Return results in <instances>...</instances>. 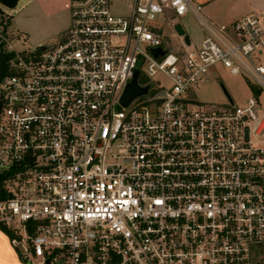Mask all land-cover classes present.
Instances as JSON below:
<instances>
[{
    "label": "built area",
    "instance_id": "2783aa9c",
    "mask_svg": "<svg viewBox=\"0 0 264 264\" xmlns=\"http://www.w3.org/2000/svg\"><path fill=\"white\" fill-rule=\"evenodd\" d=\"M60 41L0 24V226L29 264H257L264 257V14L214 24L191 0H69ZM190 14L198 45H163ZM2 19L0 11V20ZM167 50L155 58L152 50ZM160 75L168 84L139 81ZM221 66L242 105L195 98ZM146 95L121 98L135 71ZM203 107L204 109H202ZM37 261V262H34Z\"/></svg>",
    "mask_w": 264,
    "mask_h": 264
},
{
    "label": "rangeland",
    "instance_id": "374dc122",
    "mask_svg": "<svg viewBox=\"0 0 264 264\" xmlns=\"http://www.w3.org/2000/svg\"><path fill=\"white\" fill-rule=\"evenodd\" d=\"M69 0H19L14 9H7L0 5L3 29L8 34L21 33L28 38L23 47L33 49L40 45H51L62 38L63 29L68 24V11L65 4ZM131 0H111L115 13L124 12L125 5ZM163 45L170 48H177L181 45L182 39L179 38L174 30V26L179 24L194 41L195 37L201 34V28L195 19L187 14L181 18L174 19L171 23L164 24L162 20ZM139 81H148L153 87L168 84L167 80L160 75L147 78L145 67H141ZM223 85L233 100L235 105H242L250 96L246 81L240 76H232L221 66L214 68V77L205 84H202L195 94L196 100L203 105L224 104L226 98L220 85ZM260 102L264 105V93L260 95ZM264 107V106H263ZM204 109L203 107H201ZM37 262V261H34ZM29 264V263H27ZM58 264V263H57ZM257 264H264V257L260 258Z\"/></svg>",
    "mask_w": 264,
    "mask_h": 264
},
{
    "label": "crops",
    "instance_id": "0c3cea01",
    "mask_svg": "<svg viewBox=\"0 0 264 264\" xmlns=\"http://www.w3.org/2000/svg\"><path fill=\"white\" fill-rule=\"evenodd\" d=\"M202 7L203 15L214 24H230L237 18L250 14H264V0H191ZM168 24V23H164ZM68 24L64 26L63 31ZM186 32V31H185ZM187 34V33H186ZM188 35V34H187ZM203 32L196 36L192 45H198ZM0 264H26L20 260L9 236L0 228Z\"/></svg>",
    "mask_w": 264,
    "mask_h": 264
},
{
    "label": "water",
    "instance_id": "95a60500",
    "mask_svg": "<svg viewBox=\"0 0 264 264\" xmlns=\"http://www.w3.org/2000/svg\"><path fill=\"white\" fill-rule=\"evenodd\" d=\"M18 2H19V0H0V5L7 8V9L12 10L16 7ZM174 30H175L177 36L179 38H181L186 45H189V43H190L189 36L186 34L185 30L179 24L174 26ZM45 47H46L45 45H41L40 49L44 50ZM165 53H167V50H162L161 48H156V49L152 50V54L155 58H158V57L164 55ZM138 76H139V72L136 70L134 75H133L131 82L128 83V85L125 89V92L121 98V105L123 107H126L136 97L146 95L147 90L149 89V86L140 87L137 84ZM220 88H221L222 92L224 93V96L227 99V101L230 104H232L231 97L227 93L225 87L221 84ZM46 264H49V262L47 261Z\"/></svg>",
    "mask_w": 264,
    "mask_h": 264
},
{
    "label": "trees",
    "instance_id": "16d2710c",
    "mask_svg": "<svg viewBox=\"0 0 264 264\" xmlns=\"http://www.w3.org/2000/svg\"><path fill=\"white\" fill-rule=\"evenodd\" d=\"M9 55H2L0 54V79L4 74V67H5V63L8 60ZM11 174V172H6V173H0V200L6 198V194L4 193V191L2 190L1 187V182L3 179H5L7 176H9ZM0 228L8 235L10 236V233L2 226H0Z\"/></svg>",
    "mask_w": 264,
    "mask_h": 264
}]
</instances>
